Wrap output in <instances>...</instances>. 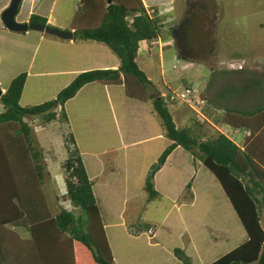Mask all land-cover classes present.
I'll return each instance as SVG.
<instances>
[{
  "label": "rangeland",
  "instance_id": "obj_1",
  "mask_svg": "<svg viewBox=\"0 0 264 264\" xmlns=\"http://www.w3.org/2000/svg\"><path fill=\"white\" fill-rule=\"evenodd\" d=\"M49 1L51 5H47V10L51 9L53 21H50L53 24L46 22L50 28L73 31L72 20L79 10V0ZM188 6L197 11L192 36L195 49L192 54L203 60L179 57L174 43H166L159 49L157 41L162 36L153 39L149 52L147 48L145 51L140 49L136 57L139 68L151 82L145 87L151 97L146 102L128 97L122 85L92 82L84 85L65 103L68 124L56 120L43 127L38 116L25 118L33 136L44 148L43 161L49 179L44 181L43 190L52 213L60 209L55 194L57 198H64L62 204L66 209H71L60 178L64 173L61 164L66 156L62 138L67 133L74 136L87 174L98 177L93 180V192L116 264H180L173 254V248H181L188 242L190 231L192 242L184 246L185 253L190 257L191 264H199L201 260L208 261L224 254L246 236L236 218L235 239L226 236L224 240L209 244L210 236L219 234L218 230L227 223L220 220L216 211L217 200L225 195L211 172L180 147L154 174V188L159 194L148 200L143 190L150 166L169 143L164 137L160 118L152 113V98L161 93L165 97H175V100H165L177 128L195 125L196 134L207 133L208 136L222 132L240 145L243 129L234 130L221 123L224 109L252 110L264 97V0H176L170 12L176 19L167 20L168 16H160L167 29L168 25H173L169 28L172 33L167 31L162 40L173 38L172 29L190 10ZM207 18H211V24ZM28 20L15 21L29 23ZM94 22L90 21L86 26H93ZM74 25L79 30L82 27L80 24ZM208 29L213 31L214 40L210 54L206 45L212 40ZM2 33L0 88L7 87L9 77L25 72L27 80L20 97L21 106L36 105L54 98L58 91L82 72L79 69L87 64L86 60L95 58L88 56L91 50L82 49L72 52L74 56L71 57L64 56L66 52H60L57 56L55 51H48L45 40L66 41L38 30L15 32L4 26ZM39 36L44 39L39 40ZM100 46L113 54L107 46L102 43ZM94 52L104 54L97 49ZM158 56H162V67ZM112 57L119 64L114 54ZM58 58L60 64L65 63L66 67H62L70 72L51 73L57 68L61 69L54 60ZM75 72L78 73L74 75ZM252 77H257L256 80L259 78L260 89L254 85L246 92L238 89L229 95L223 93L228 86L239 88L243 81ZM182 84L189 85V89H195L194 94L205 98L201 110L198 101L192 98L194 95L185 94ZM2 110L0 102V112ZM216 119L219 122H215ZM193 176L194 182L197 180L195 190L199 200L191 205L189 200H185L190 198V186L187 188L185 185ZM123 197L126 199L121 201ZM74 211L79 213V210ZM148 228L153 235L147 231ZM182 229L187 231L180 236ZM127 234L138 236L129 238ZM201 240L207 242L202 243ZM156 241L157 244H154ZM89 264L95 263L89 260Z\"/></svg>",
  "mask_w": 264,
  "mask_h": 264
},
{
  "label": "trees",
  "instance_id": "obj_2",
  "mask_svg": "<svg viewBox=\"0 0 264 264\" xmlns=\"http://www.w3.org/2000/svg\"><path fill=\"white\" fill-rule=\"evenodd\" d=\"M79 3V10L72 20V39L103 43L117 57L119 64L116 69L82 71L54 98L36 105L19 104L27 77L25 72L15 75L1 93L0 264H89V260L95 264H115L92 182L74 136L67 133L62 138L66 156L61 168L65 197L71 209L60 207L52 215L43 190L48 176L43 161L44 148L33 136L25 118L38 116L43 127L56 120L68 124L65 103L92 82L122 85L128 97L146 102L151 97L145 87L151 82L136 62L138 43L160 37L164 25L155 9L145 7L142 0H111L110 4L106 0H79ZM188 7L190 10L172 29L174 45L179 57L201 61L203 58L192 54L197 11ZM206 20L211 24V18ZM90 21H95V25L86 26ZM28 22L50 27L46 18L34 13L30 14ZM74 24L82 27L79 30ZM213 44V38L206 42L208 54L214 48ZM252 78L243 81L239 88L228 86L223 93L229 95L238 89L246 92L254 85L260 89L259 78ZM181 86L184 91L189 88V85ZM171 96L158 94L151 99L152 113L160 118L169 144L150 166L144 179L147 199L159 194L153 178L168 155L177 147L188 151L218 181L246 233L244 242L210 264H264V97L252 110L224 109L221 123L234 130L243 129L244 137L237 145L222 132L208 136L207 133L196 134L195 125L177 128L165 100H170ZM200 98L205 103V98ZM215 122L219 121L216 119ZM189 186L190 181L186 183V187ZM61 200L65 201L64 198ZM17 227L24 228L29 238L21 239L15 231ZM173 254L182 264L191 263L183 249L175 247Z\"/></svg>",
  "mask_w": 264,
  "mask_h": 264
},
{
  "label": "crops",
  "instance_id": "obj_3",
  "mask_svg": "<svg viewBox=\"0 0 264 264\" xmlns=\"http://www.w3.org/2000/svg\"><path fill=\"white\" fill-rule=\"evenodd\" d=\"M36 1V2H35ZM176 0H142V2H143V4H144V6L145 7H152V8H155V12H156V15L157 16H164V15H166V16H168L166 19L167 20H170V19H176L174 16H172L171 14H170V12H171V7H172V5H174V2H175ZM9 2H10V0H0V17H1V12H2V10L4 9V8H6V6L7 5H9ZM38 2H39V4H38ZM51 3V1H49V0H22V2L20 3V6H21V9H20V7L18 8V10H19V13H18V11H17V14H16V16H15V20H17V21H23V20H28V18H29V16H30V14H32V13H36L37 15H39V16H42V17H44V18H46V21L49 23V22H51V21H53V18H52V16H51V14H50V11H51V9L49 8L48 10H47V5H51L50 4ZM22 4V5H21ZM44 4H46V5H44ZM47 11V12H46ZM161 14V15H160ZM161 18V17H160ZM51 20V21H50ZM173 21V20H172ZM46 22V23H47ZM52 24H53V22H51ZM174 23V22H173ZM170 27H173V25H171V26H169L168 25V29H167V26H164V29L162 30V34H161V36L162 37H158L159 39H158V41H157V45H158V47H159V49H160V46H162V45H164V44H166V43H169V44H171V43H174L173 42V38H170V39H166V40H162V38H164L165 36H166V32L167 31H170ZM3 29H4V26H3V24H2V22H1V19H0V39L1 38H3V33H2V31H3ZM171 32V31H170ZM172 33V32H171ZM173 36V35H172ZM42 40V39H44V38H42V36H39V40ZM45 41H47V43H48V51L51 49V50H53V51H55V54L58 56V54L60 53V52H66L65 54H64V56H74V53H72V52H76L77 50H79L80 51V49H82V50H91L89 53H88V56H95V58H91L90 60H86V63L87 64H85L84 66H82V67H80V71H83V70H89V69H93V68H100V69H105V68H111V69H115L117 66H118V62L116 61V58H113L112 56H113V54H111V53H109L108 51H107V49L105 50L102 46H100V44H97V43H99V42H96V41H91V40H62L61 39V41H66V42H59V41H56V40H53L52 38H49V39H47V40H45ZM80 42H84V43H82V44H79L78 45V43H80ZM90 42H95V44L93 45V43H90ZM103 44V43H102ZM104 45V44H103ZM150 45V42H147V41H145V40H142V41H139V43H138V51L140 50V49H142V50H144L145 51V49L147 48V52H149V48H151L152 46H149ZM106 46V45H105ZM99 50L100 52H102V53H104V54H98V53H95L94 51L95 50ZM137 51V52H138ZM83 52V51H82ZM98 56V57H97ZM100 56H107V58H105V57H100ZM146 57V56H145ZM159 57V65H161V67H162V63H161V58H162V56H158ZM82 59V58H81ZM55 61H56V65L57 66H59L61 69H59V68H57V69H55V71H52L51 73H67L68 71L70 72V70H67V69H64L62 66H65V63H63V64H60L58 61H59V58L56 60V59H54ZM91 62H93L92 64H91ZM76 66V65H75ZM66 67V66H65ZM78 73V72H77ZM76 72L74 73V75H76L77 74ZM14 77V75L13 76H11V77H9L8 78V80H7V86H8V84H9V82H10V80L12 79ZM26 80H27V78H26ZM26 82V81H25ZM7 87H2V88H0V91H1V93H3L4 91H5V89H6ZM81 90V89H80ZM79 90V91H80ZM193 90H195V89H193ZM78 91V92H79ZM197 91V90H196ZM77 92V93H78ZM199 92V91H198ZM161 95H163L162 93H161ZM174 97V96H173ZM171 100H175V97L173 98V99H171ZM212 100V99H211ZM21 103V102H20ZM209 103H210V101H209ZM205 120H207L206 118H205ZM228 136V135H227ZM229 137V136H228ZM243 137H244V132H242V134H241V137H240V139H241V141H242V139H243ZM230 138V137H229ZM241 143V142H240ZM169 144V143H168ZM237 144V143H236ZM178 148V147H177ZM177 148H175V149H177ZM175 149L168 155V157L166 158V160H165V164L169 161V159L171 158V156H172V154H173V152L175 151ZM81 153V152H80ZM82 156V155H81ZM82 161H83V159H82ZM83 163H84V161H83ZM197 165H199V164H197ZM84 166H85V164H84ZM200 166V165H199ZM86 169V168H85ZM47 171V170H46ZM87 172V171H86ZM88 173V172H87ZM98 174V173H97ZM96 174V175H97ZM88 175V174H87ZM48 176H49V173H48ZM48 176L45 178V180L48 178ZM52 176V174L50 173V177ZM63 175L61 176V178L60 177H58V178H60V180H62V182H63ZM88 177H89V179L91 180V182H92V190H93V180L95 179H97L98 177L97 176H94V177H92L91 175H88ZM49 179V178H48ZM191 182H190V198H188V199H185V200H189L190 201V204L191 205H193V204H195V202L196 201H198L199 200V195H198V193H196V190H195V186H196V184H197V180H195V182H194V176L192 177V179L190 180ZM63 185H64V183H63ZM186 186V185H185ZM220 186V185H219ZM221 188V187H220ZM222 189V188H221ZM223 191V190H222ZM100 192H103L102 190L100 191ZM94 193V192H93ZM159 193V192H158ZM225 195V194H224ZM58 197V196H57ZM56 197V194H55V200H56V202H58V205H59V207L58 208H60V207H65L63 204H62V200L60 199V198H57ZM207 196H204V198H206ZM57 198V199H56ZM126 199V197H123L122 198V200L121 201H124ZM125 203V202H124ZM63 205V206H62ZM51 211V210H50ZM216 211H217V213L219 214L218 215V217H220V220L221 221H224V222H227V223H230L229 224V228H228V230L226 229V227H227V223L226 224H224V226H222V228H224V230H222V228L219 226L218 228H221V230H218V232H220L219 234H217V235H214V236H210L211 238H210V240L208 241L209 242V244H211V245H213L214 243H216V242H219L220 241V239L221 240H224V238L227 236L229 239L230 238H233V239H235L236 238V230H237V220H236V218L238 219V217H237V215H236V213H235V211H234V209L232 208V206H231V204H230V202H229V200H228V198L226 197V195H225V197H222V198H220V200H217V207H216ZM58 211H56V213H57ZM99 212H100V210H99ZM56 213H52L51 212V214L52 215H55ZM100 216H101V214H100ZM101 219H102V222H103V218H102V216H101ZM263 220H264V218H263ZM239 221V220H238ZM239 223H240V221H239ZM103 225H104V229H105V223H103ZM240 225H241V223H240ZM241 227H242V225H241ZM243 228V227H242ZM244 230V229H243ZM15 231L18 233V235L20 236V238L21 239H27V238H29V234H28V232H26L25 231V229L24 228H22V227H17V228H15ZM25 231V232H24ZM148 232H151V229H148L147 230ZM183 231H187V230H185V229H182L181 231H180V233H179V235L181 236V234L183 233ZM191 233H190V235L191 236H188L189 238H190V240H188V242H185V244L184 245H182V247H181V249L183 248V250H184V252H186L185 250V245L187 244V243H191L192 242V239H191V237H193V235H192V231H190ZM245 232V231H244ZM105 233H106V230H105ZM136 233H137V231H136ZM135 233V234H136ZM152 233V232H151ZM187 233V232H186ZM228 233V234H227ZM154 233H152V235H153ZM128 235V237L129 238H136L138 235H133V234H127ZM188 235V234H187ZM186 235V236H187ZM194 235L196 236L197 234L196 233H194ZM245 235H246V233H245ZM107 236V235H106ZM222 237H223V239H222ZM241 237V236H240ZM107 239H108V237H107ZM245 239H246V236H245ZM245 239H242V241H239L238 243H235L234 244V246H233V248H235L237 245H239V244H241L242 242H244L245 241ZM202 241V243H204V242H207V241H205V240H201ZM108 243H109V241H108ZM150 244H152V243H150ZM154 244H157V241L156 242H154ZM109 246L111 247V245H110V243H109ZM211 247V246H210ZM232 248V249H233ZM111 249V248H110ZM231 250V249H230ZM229 250V251H230ZM208 251V250H207ZM207 251L205 252V253H207ZM111 252H112V250H111ZM204 252V251H203ZM210 252H211V250H210ZM228 252V251H227ZM226 251H225V253H227ZM224 253V254H225ZM224 254H222V255H224ZM112 255H113V253H112ZM222 255H220V256H222ZM220 256H218V257H213V258H210L208 261H204V260H201V262H199V264H210L211 262H213V261H215L216 259H218ZM174 257V256H173ZM113 260H114V256H113ZM178 261V260H177ZM114 263L116 264V259L114 260ZM179 263L180 264H182L180 261H179ZM191 264V263H190Z\"/></svg>",
  "mask_w": 264,
  "mask_h": 264
},
{
  "label": "water",
  "instance_id": "obj_4",
  "mask_svg": "<svg viewBox=\"0 0 264 264\" xmlns=\"http://www.w3.org/2000/svg\"><path fill=\"white\" fill-rule=\"evenodd\" d=\"M21 1L22 0H10L9 5L1 12V21L8 30L15 32H26L28 29H33L56 36L60 39L71 40L73 38L72 31H63L57 28H50L44 24L16 22L15 15L18 11ZM106 3L110 4L111 0H106Z\"/></svg>",
  "mask_w": 264,
  "mask_h": 264
},
{
  "label": "built area",
  "instance_id": "obj_5",
  "mask_svg": "<svg viewBox=\"0 0 264 264\" xmlns=\"http://www.w3.org/2000/svg\"><path fill=\"white\" fill-rule=\"evenodd\" d=\"M194 90L193 89H189V88H186L185 89V94L187 95V96H192V95H194V96H192V98L194 97V99H196L197 101H198V103L199 104H197L198 106H199V108H200V105H202L203 103H204V101H203V99H201L200 97H199V94H194ZM188 98V97H187ZM188 100V99H187Z\"/></svg>",
  "mask_w": 264,
  "mask_h": 264
},
{
  "label": "clouds",
  "instance_id": "obj_6",
  "mask_svg": "<svg viewBox=\"0 0 264 264\" xmlns=\"http://www.w3.org/2000/svg\"><path fill=\"white\" fill-rule=\"evenodd\" d=\"M151 43H152V41H150ZM174 97L173 96H171V98L170 99H173Z\"/></svg>",
  "mask_w": 264,
  "mask_h": 264
}]
</instances>
